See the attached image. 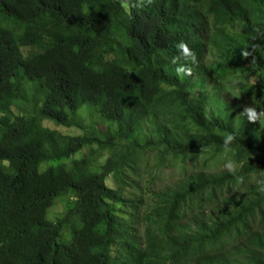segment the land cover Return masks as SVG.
Instances as JSON below:
<instances>
[{
	"label": "trees",
	"instance_id": "obj_1",
	"mask_svg": "<svg viewBox=\"0 0 264 264\" xmlns=\"http://www.w3.org/2000/svg\"><path fill=\"white\" fill-rule=\"evenodd\" d=\"M180 40L190 72L171 62ZM89 107L104 131L78 120ZM261 109L264 0H0V264H264ZM149 158L236 167L146 202L128 194Z\"/></svg>",
	"mask_w": 264,
	"mask_h": 264
},
{
	"label": "rangeland",
	"instance_id": "obj_2",
	"mask_svg": "<svg viewBox=\"0 0 264 264\" xmlns=\"http://www.w3.org/2000/svg\"><path fill=\"white\" fill-rule=\"evenodd\" d=\"M26 56H30L33 53L38 52L37 50H24ZM210 58V56H209ZM211 58H213V55L211 54ZM240 81L242 82V77L240 76V72L236 73L233 76H230L226 80L222 81L227 83L226 86H223L227 92L229 93H235L237 89H231V84L230 82H234L236 85L237 83L235 81ZM249 80L251 81L252 84L257 83V77L252 73L249 75ZM28 81L26 79L22 80L23 85H28ZM240 83L239 85H241ZM17 113H20V109L15 107L14 108ZM78 120L83 122L85 125H91V123L97 124V126L104 131L107 127L105 123H101L98 120V113L97 110L94 107H89L85 108L81 111H79L78 115ZM254 123V121H253ZM252 123V124H253ZM45 126L48 128H51L52 130H61L64 133L72 134V135H78L82 134L83 131L78 128H57L54 124L50 122H46ZM84 154L88 155V150L84 151ZM111 156V152H106L103 156H100L95 162V166L97 169L101 167L102 164L105 163V161ZM91 159H94L92 157ZM148 162H142L138 166V175L134 176V174L131 175V178L135 177L136 178V184L131 188L129 187V194L130 196L132 194L133 197L139 196L140 198H144L147 201H151L153 198V191H160L163 190L164 188H167L169 186H173L175 183L184 180L187 174L191 172H197V171H207L209 173H221L223 171L227 170H233L236 167V164L232 162L230 159H218L213 162L208 163L205 165L202 160L199 162H196L195 160L188 161L185 165L179 164V165H173L171 166L170 164H167L166 166L162 167V169L156 167V163L154 158H149ZM71 164V163H70ZM258 179L254 180L257 181ZM264 180V177H263ZM107 184L110 186H114L117 188V184L115 181L110 178L107 181ZM246 188H241V187H236L232 190V193L236 194H244L246 192ZM239 194V195H240ZM238 195V196H239ZM69 200H59L56 205L51 208L49 211V217L48 219L51 220V222H57L60 220L66 212V208L68 206ZM139 226V233L140 236L143 238L144 236V223L140 222ZM254 231H259L264 233V224H261L260 219H258L255 223L252 225ZM227 247H230V244L227 243Z\"/></svg>",
	"mask_w": 264,
	"mask_h": 264
},
{
	"label": "clouds",
	"instance_id": "obj_3",
	"mask_svg": "<svg viewBox=\"0 0 264 264\" xmlns=\"http://www.w3.org/2000/svg\"><path fill=\"white\" fill-rule=\"evenodd\" d=\"M175 47L176 49L179 50L178 54L173 56L171 59V62L177 65L175 71L177 73L190 72L191 68L188 67V64L190 63L192 65H195L197 63V56L195 52H193L189 48L188 44L183 40H180L179 42H177ZM245 55H247V53H245ZM244 113L247 114V118L249 121L257 120L258 113L256 111V107L246 106L244 108ZM259 115L264 116V109H261ZM232 139H233V136L229 134L225 138V145H227L228 142L231 141Z\"/></svg>",
	"mask_w": 264,
	"mask_h": 264
}]
</instances>
